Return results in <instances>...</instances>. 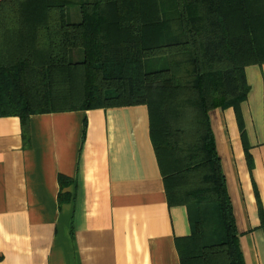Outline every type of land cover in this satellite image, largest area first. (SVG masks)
I'll return each instance as SVG.
<instances>
[{
  "label": "trees",
  "instance_id": "1",
  "mask_svg": "<svg viewBox=\"0 0 264 264\" xmlns=\"http://www.w3.org/2000/svg\"><path fill=\"white\" fill-rule=\"evenodd\" d=\"M262 63L264 0H0V116L146 105L181 264H245L208 113Z\"/></svg>",
  "mask_w": 264,
  "mask_h": 264
},
{
  "label": "crops",
  "instance_id": "2",
  "mask_svg": "<svg viewBox=\"0 0 264 264\" xmlns=\"http://www.w3.org/2000/svg\"><path fill=\"white\" fill-rule=\"evenodd\" d=\"M245 76L246 98L208 116L244 262L264 264V63ZM190 233L146 105L0 116V264H181Z\"/></svg>",
  "mask_w": 264,
  "mask_h": 264
},
{
  "label": "rangeland",
  "instance_id": "3",
  "mask_svg": "<svg viewBox=\"0 0 264 264\" xmlns=\"http://www.w3.org/2000/svg\"><path fill=\"white\" fill-rule=\"evenodd\" d=\"M70 11V20L71 21H78L79 20V16H75L77 14V7L76 6H71L69 8ZM80 52V51H79Z\"/></svg>",
  "mask_w": 264,
  "mask_h": 264
}]
</instances>
